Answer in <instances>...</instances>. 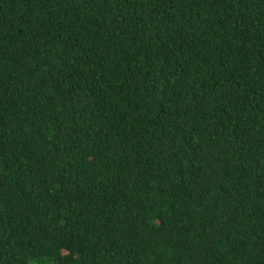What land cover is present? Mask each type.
Wrapping results in <instances>:
<instances>
[{"label":"trees","instance_id":"16d2710c","mask_svg":"<svg viewBox=\"0 0 264 264\" xmlns=\"http://www.w3.org/2000/svg\"><path fill=\"white\" fill-rule=\"evenodd\" d=\"M0 264H264V0H0Z\"/></svg>","mask_w":264,"mask_h":264}]
</instances>
